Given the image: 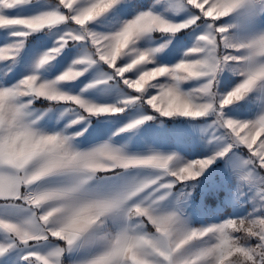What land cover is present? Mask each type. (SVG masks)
<instances>
[{
    "label": "snow or ice",
    "instance_id": "snow-or-ice-1",
    "mask_svg": "<svg viewBox=\"0 0 264 264\" xmlns=\"http://www.w3.org/2000/svg\"><path fill=\"white\" fill-rule=\"evenodd\" d=\"M31 3L33 0H0V30L17 38L0 46V61L14 59L31 33L60 26L63 30L58 39L33 67H42L65 47H75L81 41L83 54L52 81L40 82L37 75L29 74L11 86L0 87V264H62L65 253L85 247L88 253L76 264H264V110L247 120L227 118L223 111L264 81V30L236 39L229 31L235 24L221 22L234 13H247L249 22L255 24L256 18L264 15V0H173L172 9L186 11V18L170 21L141 11L109 34L90 31L87 25L110 10L118 12L121 0H54L50 10L22 15V9ZM197 29L196 43L171 67H147L150 57L162 52L170 39L154 48L134 50L130 62L118 63L129 55V46L145 34L187 36ZM101 62L112 70L108 79L119 77L134 90L119 106L91 105L57 90L58 82L82 75L78 66H86V71ZM226 67L241 80L219 95L215 82ZM128 73L132 75L126 76ZM161 77L167 82L160 83ZM202 78L205 82L198 88L181 91L182 82ZM153 88L157 94L147 93ZM41 98L70 101L93 114L118 113L139 102L161 117H212L209 127L219 133L213 139L224 143L194 159L151 150L126 156L108 143L76 151L70 143L73 136L34 127L43 113L29 119L31 106ZM84 118L83 113L78 116V120ZM153 118L145 114L119 131ZM237 152L245 158L239 159ZM218 159L254 186L253 206L247 215L188 227L180 208L161 210L160 202L177 185L195 187L191 182ZM130 168L156 170V175L114 191L85 187L98 171ZM55 176L71 180L45 183ZM189 195L180 192L184 199ZM111 214L120 217L122 226L100 231Z\"/></svg>",
    "mask_w": 264,
    "mask_h": 264
},
{
    "label": "rangeland",
    "instance_id": "rangeland-1",
    "mask_svg": "<svg viewBox=\"0 0 264 264\" xmlns=\"http://www.w3.org/2000/svg\"><path fill=\"white\" fill-rule=\"evenodd\" d=\"M172 2L173 0H121L118 12L113 13L110 10L90 22L87 28L96 33L109 34L118 30L124 22L133 19L141 11H151L170 21H180L186 18V11H174L170 6ZM252 2L255 3V0ZM53 3L54 0H33V3L22 9V15L31 16L50 10ZM221 22L235 24V27L229 31L236 39H243L253 32L264 30V15L256 18L255 24L249 22L247 13L239 16L234 13L223 18ZM62 30L63 26H60L33 32L24 40L23 48L14 59L0 61V87L11 86L29 74L37 75L40 82L52 81L68 69L73 60L83 54L81 46L83 41L75 47H65L59 55L42 67L38 69L33 67L40 54L52 48L53 42L58 39ZM199 34L200 29L187 36L182 33H177L172 37L157 32L145 34L129 46L127 49L129 55L122 57L118 63L130 62V58L135 55L134 50L144 51L154 48L170 39L171 42L162 52L154 53L150 57L151 63L147 67H171L181 61L184 53L196 43L195 38ZM16 39V37L10 36L7 31L0 30V46ZM85 67H77V70L82 71V75L75 80L58 82L57 90L77 96L85 103L95 106H119L128 94L134 91L128 89L119 77L108 79L112 70L102 62L94 63L91 67H87L86 71H83ZM125 75L130 77L132 73ZM240 80L239 75L229 71L226 67L217 76L215 91L219 95L226 94ZM159 82L165 83L167 79L161 77ZM204 82L203 78L185 81L180 84V89L187 92L198 88ZM147 93L157 94V89H148ZM261 110H264V81L258 82L244 99L227 106L223 111L227 118L247 120L254 118ZM31 111L32 116L29 119H34L43 113L36 122V124H40L43 132H54L58 127V132L67 135L65 131L67 129H70V132L73 130L75 133H80V130L85 127L92 128L90 142L93 144L90 150L108 143L113 148L121 149L126 156L145 155L151 150L176 153L182 158L194 159L200 158L206 150L218 148L224 143L223 140L213 139V136L219 135V133H214L213 128L209 127L212 117L196 119L179 116L161 117L150 106L139 102L130 104L118 113L93 114L84 112L70 101L49 102L41 98L32 102ZM81 113L85 118L78 120ZM145 114L152 115L154 118L144 121L130 130L119 131L129 122ZM74 120L78 122L73 124ZM78 136L73 135V138H78ZM98 137L101 143L98 141ZM236 155L241 160L245 158L239 152ZM100 172L104 177L99 181L90 179L89 185H87V189L90 191H114L128 183L139 182L156 175V170L147 168L109 169ZM191 183L196 186L177 185L173 193L160 202V208L163 211L180 208L182 219L188 227L218 223L225 218L243 217L253 206L254 186L233 174L231 169L226 167L223 159L215 161L202 176L197 178V181ZM181 191L190 192L187 199L180 196ZM146 193L147 190L139 193L138 197L142 199ZM234 199L235 202H233ZM121 226L120 217L111 214L105 219V224L100 231L105 229L114 231ZM88 251L89 248L85 247L65 253L62 257V264H76Z\"/></svg>",
    "mask_w": 264,
    "mask_h": 264
},
{
    "label": "crops",
    "instance_id": "crops-1",
    "mask_svg": "<svg viewBox=\"0 0 264 264\" xmlns=\"http://www.w3.org/2000/svg\"><path fill=\"white\" fill-rule=\"evenodd\" d=\"M54 126H56V125H54ZM77 126H79V125H77ZM34 127H36L38 130L41 131L40 124H36V125H34ZM66 127H68V125H66ZM91 130H92V128H88V127L83 128L82 130H80L81 135H79L78 138H73L70 141L71 146L73 147L74 150H76V151H88L91 149L90 147L93 144V142H90ZM65 131L67 132V135H69V136H73L75 134V131L72 130V132H70V129H67ZM54 132H58V127L56 128V130ZM50 133H52V132H50ZM98 141L101 143V140H99V137H98ZM101 173L102 172H100V171L96 172L95 175H93L92 179L95 181H99L100 179H102L104 177L103 175H101ZM70 180H71V177H68V176H55V177L48 178V180L45 181V183L46 184L67 183ZM89 181L90 180H88L87 184L85 185L86 188H87V185H89Z\"/></svg>",
    "mask_w": 264,
    "mask_h": 264
},
{
    "label": "clouds",
    "instance_id": "clouds-1",
    "mask_svg": "<svg viewBox=\"0 0 264 264\" xmlns=\"http://www.w3.org/2000/svg\"><path fill=\"white\" fill-rule=\"evenodd\" d=\"M145 75H147V74H145ZM100 163H101V165L103 166L104 162H103V161H100Z\"/></svg>",
    "mask_w": 264,
    "mask_h": 264
},
{
    "label": "trees",
    "instance_id": "trees-1",
    "mask_svg": "<svg viewBox=\"0 0 264 264\" xmlns=\"http://www.w3.org/2000/svg\"><path fill=\"white\" fill-rule=\"evenodd\" d=\"M43 104V103H42Z\"/></svg>",
    "mask_w": 264,
    "mask_h": 264
}]
</instances>
